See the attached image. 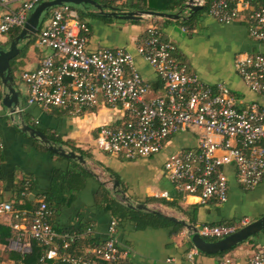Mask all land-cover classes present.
I'll use <instances>...</instances> for the list:
<instances>
[{"label":"built area","instance_id":"1","mask_svg":"<svg viewBox=\"0 0 264 264\" xmlns=\"http://www.w3.org/2000/svg\"><path fill=\"white\" fill-rule=\"evenodd\" d=\"M47 0H0V37L22 29L33 10ZM123 3L129 0H102ZM186 4L203 7L220 24L244 18L252 39L264 43V7L249 0H193ZM89 27L70 4L53 7L36 34L38 48L49 51L33 71H23L19 79L26 85L28 106L56 109L72 116L99 106L119 108V124L102 126L94 140L96 149L127 160L161 153L171 138L188 133L194 145L171 153L163 164L167 180L183 198H196L201 205L224 204L228 199V173L245 190L256 188L264 177V107L254 103L239 107L234 94L223 84L210 86L187 72L175 59V46L151 27L139 39L136 52L159 78L163 96L150 97L151 88L134 65L133 56L123 48L88 50ZM0 39V42L2 40ZM235 71L253 94L264 98V55L242 54L234 62ZM3 88L0 87V100ZM21 109L15 113H21ZM9 117L13 113H9ZM196 132V133H195ZM3 143L0 138V162ZM31 182L23 183L22 199L29 197ZM162 198L168 194L163 193ZM0 202V216L10 215L11 229L17 233L10 248L22 255L32 253L33 241L43 248L34 264H128L127 252L117 242V222L112 219L104 242L89 253L70 252L76 234L61 235L50 224L51 211L45 202L30 213ZM247 224L200 225L202 238L220 240ZM90 230L85 234L89 235ZM189 235V233H188ZM198 251L192 248L186 262L193 264ZM99 260V261H97ZM186 262L184 264H186ZM12 264H24L21 261ZM217 264H236L224 256ZM246 264H264V250L257 249Z\"/></svg>","mask_w":264,"mask_h":264},{"label":"crops","instance_id":"2","mask_svg":"<svg viewBox=\"0 0 264 264\" xmlns=\"http://www.w3.org/2000/svg\"><path fill=\"white\" fill-rule=\"evenodd\" d=\"M161 2L162 0H129V4H137L139 8L133 7L126 11H148L147 6L159 9L162 7ZM182 11L176 9L174 13H170L180 14L177 20L144 16L136 24L122 19L107 23L86 17L83 20L89 27L88 50L117 47L125 49L133 56L136 69L150 86V96H163L159 78L136 52L139 39L146 35L149 28L156 27L161 31L163 39L175 46V59L188 73L196 75L210 86L220 83L225 85L234 94L239 107H248L254 103L264 107V98L246 88L234 67L238 55H264V43L250 37L244 18L229 24H220L207 13H202L195 18L191 26H186L181 17L187 18L190 14L187 10ZM91 12L96 13L93 9H88L85 13ZM1 40L8 43L10 36ZM25 44L21 42L18 46L20 52ZM35 47L33 51L28 49L24 58L18 62L23 65L24 71L35 70L43 56L49 53L36 45ZM14 81L19 94L21 113L9 117L10 110L2 104V99L0 100V138L3 143L0 202L10 203L15 210L26 212L22 218H26L27 222L32 208L40 201H45L52 213L50 224L56 233L62 234L60 230L80 226V223L82 229L91 231L89 235L84 232L82 236L91 238L97 246L106 240L112 220L105 203L100 200L103 189L107 191L106 201L108 198H116L125 204L121 195L112 189L115 180L119 182L120 191L136 204L144 202L147 198H161L176 200L183 208L199 205L194 224L196 227L202 224L224 223L240 226L243 221L249 224L264 216V177L256 188L249 191L237 183L232 170H227L226 203L209 202L200 205L193 197L177 199V190L167 180L163 164L169 154L194 145L195 140L190 134L182 133L171 138L159 154L127 160L122 155L101 152L94 144L102 126L117 125L121 122L123 116L119 108L99 106L80 116H72L56 109L44 110L38 106H28L27 87H20L17 81ZM0 87L3 88L1 82ZM22 123L40 130L50 139L69 142L68 146H57L75 152L74 148L85 153L87 156L83 158L86 164L50 152L40 141L21 131ZM26 180L31 182V194L27 199L32 204L20 196ZM164 192L168 194L167 198L161 197ZM147 207L165 217L187 222L174 210L159 203L149 204ZM11 222L14 221L10 215L0 216V264L18 261L34 264L38 256L34 259L23 258L25 254L10 248V243L17 235L10 227ZM117 242L120 249L127 252L125 261L128 264H184L187 247L190 250L188 231L185 228L178 232L173 231L171 227L136 230L129 220L120 224ZM257 249L264 250V231L233 249L229 253L231 256H224L231 257L236 264H246L247 259ZM80 250L85 253L90 251L82 248ZM224 256L197 253L193 264H217Z\"/></svg>","mask_w":264,"mask_h":264},{"label":"water","instance_id":"3","mask_svg":"<svg viewBox=\"0 0 264 264\" xmlns=\"http://www.w3.org/2000/svg\"><path fill=\"white\" fill-rule=\"evenodd\" d=\"M192 2L193 0H188ZM62 4H70L72 6L82 5L85 8L89 7L93 9L98 14H103L107 17L112 18H120L122 20H134L139 21L144 16L148 17H159L168 20H177L180 18V14H167L160 13L154 11H125L119 12L115 11L113 8L101 5L95 0H47L41 2L29 15L24 27L21 29L20 33L10 39L8 43L0 42V82L3 87V96H2V104L10 110L11 113H15L16 110L20 109V101L19 94L15 89V78L12 72L11 62L15 60L20 54V48L18 47L21 42L32 39L36 36L38 32L40 18L47 13L50 9L56 6H60ZM202 7L200 6H192L190 4H185L183 11H189V14L192 12L200 11ZM109 10V11H107ZM19 114V113H18ZM21 131L27 133L30 138L40 141L44 144L47 149L54 153L62 156L66 159L77 160L79 163L85 165L86 161L83 156L76 154L73 151L66 150L62 146H57L50 139L43 134L40 130L26 125L24 123L21 124ZM120 185L117 180L113 182L112 189L121 195L122 200L125 202V205L138 210H144L152 213H157L147 206L143 204H130L129 199L122 193L119 189ZM169 220L181 224L189 233L188 238L189 242L197 251L207 254V255H216L219 253H224L230 251L237 245L246 242L250 238L258 235L262 231H264V216L250 222L246 226L239 228L233 234L217 240L215 242H207L197 233L196 226L192 224H188L184 220H178L174 217H167Z\"/></svg>","mask_w":264,"mask_h":264},{"label":"trees","instance_id":"4","mask_svg":"<svg viewBox=\"0 0 264 264\" xmlns=\"http://www.w3.org/2000/svg\"><path fill=\"white\" fill-rule=\"evenodd\" d=\"M95 1L101 5L111 7L115 11H119V12H125L126 7H128L129 5L137 8V9L139 8L136 6L137 4H129L128 2H123L124 5H119L120 3L114 4V3L104 2L102 0H95ZM132 1H134V0H132ZM139 1H144V0H139ZM249 1L256 8L264 7V0H249ZM186 2H187V0H162V2H161L162 5H160L162 7H160L159 9H155V8L147 6L146 10H148V11L151 10L154 12L160 11V13L170 14V13H174L176 11V9H179L180 11L183 10ZM50 10L44 14L45 15L43 17L44 19L46 17H48ZM207 12H208V5L206 4L205 6L202 7V9L200 11L190 13L189 17H187V18L181 17V19L183 20L182 23L186 26H191L197 16H199L202 13H207ZM78 13H79V17L82 21H84L83 19L86 17H88L90 19L102 20V21L107 22V23H110L116 19H120V18L107 17L103 14H98V13H93V12L85 13V12L80 11ZM128 22L133 23V24L138 23V21H134V20H128ZM39 29L40 28H38V30ZM20 31H21V29H15L14 31H12L9 34L10 39L16 37L20 33ZM35 40H36V36L34 37L33 42ZM29 45H30V43H29ZM29 45L26 47H23L19 56L11 62L12 69H13V66L15 64L17 65V63L20 61V59L24 57V55L26 53V49L29 47ZM50 141L53 142L55 145H57V144H62L65 146L69 145V142H60V141H58L56 139H52V138L50 139ZM73 150L75 152L79 153L83 157L87 156L85 153L80 152L79 150H75L74 148H73ZM113 177L116 178L115 175ZM106 193H107V191L105 189H103V192L101 193V196H100V200L102 203H105V208L107 209L108 212H110L112 219L116 220L117 231L119 230L120 224L124 220L131 221L134 224V227L136 230H145L148 227H171V228H173V231L178 232L184 228L181 224L175 223V222L169 220V218L165 217L164 215L159 214L158 211L153 210L157 213H152V212H148V211H144V210L133 209V208L126 206L125 204H123L122 202L117 200L116 198H113L112 200H111V198H108V200L106 201V199H107L105 197ZM181 197H182L181 195H178L177 199H180ZM26 200L29 204H32V202L30 200H28V199H26ZM43 202H45V201H43ZM129 203L130 204H136V202L133 201L131 198H129ZM153 203H159L160 205H163L169 209L174 210L177 214H179L180 217H184L185 220L189 224L194 225L196 223L197 211H198L199 205H190V206H187L186 208H183L182 206H180V204H179L180 202H177L176 200L174 201V200H167V199H161V198L160 199H158V198H147L144 202L137 203V204H143V205L147 206V205L153 204ZM38 205L39 204L35 205L31 211H33ZM46 205L48 206L47 203H46ZM233 224L232 223H224V224H202V225H210V226L228 225V226H231ZM79 225L80 226H75V227H71L67 230H60V231L62 232L61 235L76 234L79 236V237H77L75 242L71 245L70 252L74 253L76 255H83V254H85V252L83 250H80L81 248L82 249H90V251H91L92 248L96 247V244L94 243V241L91 238H85L87 236H82L83 233L86 232L87 229L86 228L82 229V226L80 223H79ZM203 239H205V241H207V242L217 241V239H210V238H203ZM239 245H237V246H239ZM189 246H190V250H191L193 248V246L191 245L190 242H189ZM236 247H234L233 249H235ZM187 248H188L187 252H189L190 251L189 247H187ZM233 249H231L230 251H232ZM42 251H43V248L38 244V242L33 241L32 253L29 255H24L22 257L23 258L29 257L30 259H34L35 256L39 257L40 254L42 253ZM230 251H227L224 253H219L216 255H207V254L201 253L199 251H198V253H201V254H204L207 256H222V255L224 256L225 254H227ZM87 253H89V252H87ZM97 261H99V260H97Z\"/></svg>","mask_w":264,"mask_h":264},{"label":"rangeland","instance_id":"5","mask_svg":"<svg viewBox=\"0 0 264 264\" xmlns=\"http://www.w3.org/2000/svg\"><path fill=\"white\" fill-rule=\"evenodd\" d=\"M119 5H124V3H120ZM128 5V4H127ZM73 8L77 11V12H80V11H82V12H86V11H88V9H90L89 7H84V6H82V5H79V6H73ZM129 8H133L131 5H129L128 7H126V9H129ZM130 10V9H129ZM45 15H43L41 18H40V22H39V27L38 28H40V27H42L43 26V24H44V22H45V20H46V18L44 19L43 17H44ZM35 37V36H34ZM34 37L32 38V39H27V40H25V41H23V44H25V47L26 46H28L29 45V43H30V45H29V47L26 49V51H28V49H30L31 51H33L34 50V48H36L35 47V45H36V42L34 41L33 42V40H34ZM0 39H1V37H0ZM37 46V45H36ZM24 58V57H23ZM22 58V59H23ZM20 61H21V59H20ZM24 68H23V65L21 64V65H19L18 63H17V65L15 64L14 66H13V69H12V72H13V75H14V77H15V80L17 81V83L19 84L18 86H20V87H22V86H24L25 84L19 79V76L21 75V73L24 71L23 70ZM26 86V85H25ZM150 97H155V96H150ZM196 133V132H195ZM231 252V251H230ZM230 252H228L227 254L228 255H230L229 253ZM231 256V255H230Z\"/></svg>","mask_w":264,"mask_h":264}]
</instances>
